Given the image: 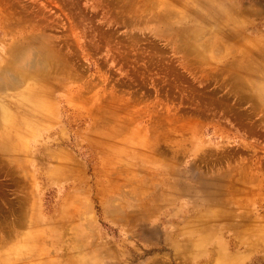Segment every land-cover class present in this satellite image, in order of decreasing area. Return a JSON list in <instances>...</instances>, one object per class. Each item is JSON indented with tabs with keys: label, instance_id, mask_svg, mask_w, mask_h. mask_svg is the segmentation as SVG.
Listing matches in <instances>:
<instances>
[{
	"label": "rangeland",
	"instance_id": "374dc122",
	"mask_svg": "<svg viewBox=\"0 0 264 264\" xmlns=\"http://www.w3.org/2000/svg\"><path fill=\"white\" fill-rule=\"evenodd\" d=\"M33 43L62 73L0 149V264H264V0H0V68ZM217 174L247 219L164 221Z\"/></svg>",
	"mask_w": 264,
	"mask_h": 264
},
{
	"label": "bare ground",
	"instance_id": "6f19581e",
	"mask_svg": "<svg viewBox=\"0 0 264 264\" xmlns=\"http://www.w3.org/2000/svg\"><path fill=\"white\" fill-rule=\"evenodd\" d=\"M222 10L225 13H229L222 9L221 6H217L215 9H212L211 6L209 8L210 13L214 14L215 17H220L219 13H221L222 15ZM230 16L232 15L230 14ZM228 20V18L223 19V21ZM215 26L218 27L217 25ZM202 28H204L202 24H196V27L194 28V33L202 32L201 30H204ZM191 38L193 37L191 36ZM7 60L9 61L0 68V149L3 153H7L8 151H6V148L11 145V142L17 140L18 137L16 139H12V137L17 136L21 132V126L23 125V121H26L27 118H32L35 121L47 112V99H49L50 93L53 92L54 89L57 87L58 83L56 82V80L58 76L62 73L60 70H58L57 67H55V65H60L61 63L59 62V58L57 57L56 53L52 52L50 47H46L43 44L33 43L20 48H12L10 50V58H8ZM59 71L61 73H59ZM36 76L40 77V79L35 80L33 82H28L30 79H33V77ZM263 93L264 92L258 93V97L259 94ZM260 100L264 101V94L261 95ZM198 183L201 186H198V188L194 190H187V192L184 190L181 193L177 190H166L167 193H164V195L162 196L164 204L165 206L167 205V207L174 206L175 208L173 210H170L169 215L165 216L166 220L164 221H166V223H169L171 219L177 218L178 214L181 213V209L184 208L182 204H180L178 208L175 207L176 205H178V203L176 202L178 198H184L186 204H190L191 202H193L194 196H189L192 195L190 191H195V193L198 194V198H200V201H202V203H205L208 206H215V204H218L222 208H224V214L223 212L219 214L213 213L211 216L212 218H216L222 215L221 217L229 218L228 222H230L231 225H233L232 222H235V220H240L241 222L244 219L248 218V213L237 211L239 208H241V205L238 204L239 200L230 198L228 196L229 192L224 191V189L227 190L226 186H228V183H225L222 174H217L215 176L209 177H199ZM169 185L170 183L168 184V186ZM238 186L239 185H237V187ZM168 193L171 195H168ZM259 206L261 205H258L257 208H259ZM257 210L258 209H256V211ZM140 211L141 212H138L137 216L131 217L129 215L127 216L128 218H125L122 221L132 223H135V221H137L143 223L145 217L152 216L155 213V211H153V209L149 207H142ZM151 211H153L152 215H150ZM186 212L191 213L192 215L193 213H195V211L193 212V210ZM186 218L201 219L202 215L200 212L198 214L193 215L192 217L188 214ZM225 225L229 224L225 223ZM140 228L143 231L147 230L146 227L143 225L140 226ZM231 228H233V226H230V229ZM190 232L191 233L187 235V237L183 238L179 234H176V239H181V241L183 242L181 246L189 249L190 253L201 254L202 246L194 243L195 239L193 238L196 236L194 234L195 231L191 230ZM174 243L178 247H180L179 242L177 243L174 241Z\"/></svg>",
	"mask_w": 264,
	"mask_h": 264
}]
</instances>
